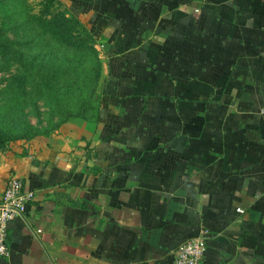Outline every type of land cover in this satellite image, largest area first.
Masks as SVG:
<instances>
[{
	"label": "crops",
	"instance_id": "obj_1",
	"mask_svg": "<svg viewBox=\"0 0 264 264\" xmlns=\"http://www.w3.org/2000/svg\"><path fill=\"white\" fill-rule=\"evenodd\" d=\"M58 1L101 49L100 115L1 154L0 196H35L0 264H177L198 235L204 264H264V0Z\"/></svg>",
	"mask_w": 264,
	"mask_h": 264
},
{
	"label": "rangeland",
	"instance_id": "obj_2",
	"mask_svg": "<svg viewBox=\"0 0 264 264\" xmlns=\"http://www.w3.org/2000/svg\"><path fill=\"white\" fill-rule=\"evenodd\" d=\"M45 4L46 0H0V41H15L16 47L28 53L23 60H17L14 54L0 51V131L7 135L4 147H0V158L1 154L18 157L36 143L62 145L73 138L80 140L81 132L92 122L87 112H91L89 105L86 108L84 103L89 96L93 103L100 94L105 67L101 49L98 42L87 47L88 39L75 35L73 39L79 46L66 57L67 49L52 44L49 34L44 35L32 17L41 14ZM64 9L63 4L52 7L53 12ZM32 38L31 49L23 42ZM97 71H101V77L95 74ZM76 81L84 84V90L80 87L75 97L64 95L74 91Z\"/></svg>",
	"mask_w": 264,
	"mask_h": 264
},
{
	"label": "trees",
	"instance_id": "obj_3",
	"mask_svg": "<svg viewBox=\"0 0 264 264\" xmlns=\"http://www.w3.org/2000/svg\"><path fill=\"white\" fill-rule=\"evenodd\" d=\"M56 4L61 5L58 0H46L44 11L41 14H35L32 17H34V22L36 26L41 30L42 33H45L44 35H48L51 38L52 44H61L64 46V48L67 49L66 57H69V55L72 53V49L79 46L78 43L73 39L74 36L82 35V40L88 39V46L87 47H94L97 44V40L94 36V34L91 32V30L80 20V18L74 14L71 13L67 8L64 10H57V12L52 11V7H54ZM71 13V16H68V14ZM77 31V33H75ZM33 40L32 38L30 41L25 40L23 43L27 44V47L33 48ZM17 42L15 41H0V51L4 54H14L15 58L17 60H23L28 53L24 52L22 48L16 47ZM26 53V54H25ZM73 73V69L70 70L69 74ZM96 75H99L101 77V71H97L95 73ZM86 75V74H85ZM20 82L23 84L24 79L19 76L18 77ZM103 76L100 78V84H99V95L96 96V99L93 103H90L91 96L86 100L84 103V106L91 110L88 111V117H90V120L93 122L97 121L99 119L100 115V106H101V99H102V89L101 85L103 84ZM80 82L79 85H77ZM98 85L95 84L94 86ZM84 84L81 81H76L75 86L72 88V90H68L66 94L70 97H75L78 95L80 87L82 88ZM97 89V87H96ZM84 90V87H83ZM82 90V92H83ZM87 91V89H85ZM95 91V87L93 89V92ZM87 94V92H86ZM67 96V97H68ZM83 96V94H81ZM86 98V95H85ZM85 99L82 100V103ZM92 104V105H90ZM93 109V111H92ZM90 113V115H89ZM7 139V135L2 131H0V147H4L5 142ZM27 154V152H24L23 155Z\"/></svg>",
	"mask_w": 264,
	"mask_h": 264
},
{
	"label": "built area",
	"instance_id": "obj_4",
	"mask_svg": "<svg viewBox=\"0 0 264 264\" xmlns=\"http://www.w3.org/2000/svg\"><path fill=\"white\" fill-rule=\"evenodd\" d=\"M34 196L33 190L25 188L21 177L9 176L0 196V255H9L7 243L9 224L18 217H25L27 205ZM238 210L243 211L242 208ZM206 250L207 240L204 236L198 235L187 239L176 251V263L204 264Z\"/></svg>",
	"mask_w": 264,
	"mask_h": 264
}]
</instances>
